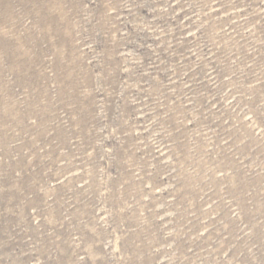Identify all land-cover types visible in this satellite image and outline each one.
<instances>
[{"label":"rangeland","instance_id":"rangeland-1","mask_svg":"<svg viewBox=\"0 0 264 264\" xmlns=\"http://www.w3.org/2000/svg\"><path fill=\"white\" fill-rule=\"evenodd\" d=\"M0 264H264V0H0Z\"/></svg>","mask_w":264,"mask_h":264}]
</instances>
